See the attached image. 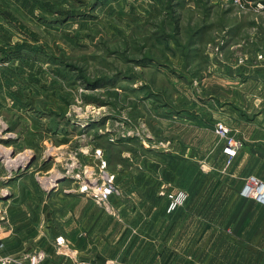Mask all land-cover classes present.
Wrapping results in <instances>:
<instances>
[{"label":"rangeland","instance_id":"374dc122","mask_svg":"<svg viewBox=\"0 0 264 264\" xmlns=\"http://www.w3.org/2000/svg\"><path fill=\"white\" fill-rule=\"evenodd\" d=\"M259 80L264 0H0V264L55 263L37 244L59 201L81 197L77 175L122 188L142 171L168 202L213 190L167 209L170 233L193 237L171 264H264L224 249L216 199L239 181L215 124L237 134Z\"/></svg>","mask_w":264,"mask_h":264},{"label":"crops","instance_id":"0c3cea01","mask_svg":"<svg viewBox=\"0 0 264 264\" xmlns=\"http://www.w3.org/2000/svg\"><path fill=\"white\" fill-rule=\"evenodd\" d=\"M258 85L259 89L263 87L264 90V81L259 80ZM253 94L258 100L253 118L246 120L245 116L240 117V129L232 135L241 147L233 158L229 176L239 181L238 186L216 189L220 191L216 193L220 195L216 199L220 201L221 227L224 229L221 242L226 244L224 249L242 250L261 257L264 256V206L241 196L245 179L249 176H256L264 182V97L261 91L257 93L255 90ZM204 156L207 158V154L204 153ZM221 158L225 163L228 160L223 148ZM232 172L234 175L230 174ZM128 176L129 181L120 188L124 193L123 203L119 206L122 199L116 200L124 214L122 222L112 218L83 195L60 200L54 214L45 216L44 240L37 245L49 250L50 260H55L54 264H71L69 258L74 257L82 260L83 264H104L112 259L126 264H171V254L177 253V249L181 250L182 242L193 239L192 236H181L175 230L170 233V228H174L175 222L179 226L180 221L168 216L169 202L161 195V189H157L151 181L154 173L131 172ZM185 192L188 195L186 206L190 207L202 195L204 203L213 190L205 188ZM180 211L182 208L175 213ZM59 238L63 240L61 251L55 252L59 245H56V239Z\"/></svg>","mask_w":264,"mask_h":264},{"label":"built area","instance_id":"2783aa9c","mask_svg":"<svg viewBox=\"0 0 264 264\" xmlns=\"http://www.w3.org/2000/svg\"><path fill=\"white\" fill-rule=\"evenodd\" d=\"M215 133L224 142L223 154L228 157V163H230L241 147L240 143L231 136L230 128L222 122L215 124ZM80 181L81 176L77 175L75 184H78L79 188L73 189L75 191L74 193H78L94 201L106 213L116 216L115 201L122 197V191L115 181V176L105 174L101 182L99 177L92 174L89 180ZM241 196L258 205L264 206V182L256 176H249L245 179ZM168 198V211L171 212L182 207L187 201L188 195L182 192L176 195L171 194ZM46 256V253H41L40 257L45 258Z\"/></svg>","mask_w":264,"mask_h":264}]
</instances>
